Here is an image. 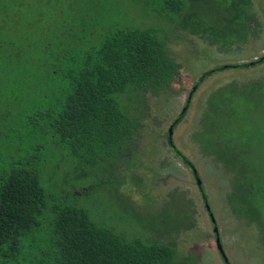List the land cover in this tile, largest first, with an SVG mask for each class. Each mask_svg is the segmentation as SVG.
Listing matches in <instances>:
<instances>
[{
	"label": "trees",
	"instance_id": "obj_1",
	"mask_svg": "<svg viewBox=\"0 0 264 264\" xmlns=\"http://www.w3.org/2000/svg\"><path fill=\"white\" fill-rule=\"evenodd\" d=\"M122 1L0 0V264H187L177 261V250L169 243L125 241L112 228L91 221L85 209L70 204L67 197L73 193H64L60 182L50 177L57 162L52 172L42 174L47 151L58 156L66 150L64 159L70 155L79 170L114 160L138 125L114 95L127 87L149 88L161 95L178 74L180 65L169 55L164 28L100 19L107 13L115 16ZM129 1L151 7L176 29L212 40L227 31L236 37L237 26H246L244 15L251 4ZM214 11L215 24L209 15ZM223 18L229 21L224 33L218 31ZM261 64L264 55L204 72L172 123L173 131L205 78L228 68ZM167 143L193 173L212 215L197 167L176 145L170 129ZM211 222L218 227L217 221ZM215 236L220 234L215 231ZM223 252L219 250L224 263L232 264Z\"/></svg>",
	"mask_w": 264,
	"mask_h": 264
},
{
	"label": "rangeland",
	"instance_id": "obj_2",
	"mask_svg": "<svg viewBox=\"0 0 264 264\" xmlns=\"http://www.w3.org/2000/svg\"><path fill=\"white\" fill-rule=\"evenodd\" d=\"M114 13L99 14L100 19L164 28L169 55L180 65L178 74L161 95L142 87L114 95L127 116L138 121L114 160L79 170L70 155L64 159L66 150L58 156L47 151L42 174L52 172L57 162L50 177L64 193H73L67 197L70 204L125 241L169 243L177 250V261L187 264H225L197 182L168 146L167 133L204 72L264 55V0H251L246 26L233 33L237 38L227 31L212 40L176 29L151 7L129 0ZM209 15L216 18L215 11ZM226 22H217L218 31L224 33ZM174 140L197 167L232 264H264V64L228 68L205 78Z\"/></svg>",
	"mask_w": 264,
	"mask_h": 264
},
{
	"label": "water",
	"instance_id": "obj_3",
	"mask_svg": "<svg viewBox=\"0 0 264 264\" xmlns=\"http://www.w3.org/2000/svg\"><path fill=\"white\" fill-rule=\"evenodd\" d=\"M170 132H171V133L174 132V131H173V128H170ZM199 182H201V181H199ZM215 231H218V229L216 228ZM217 242H218V248H219V250L223 252V246H222V244H221V239H220V237L217 238ZM223 253H224V252H223Z\"/></svg>",
	"mask_w": 264,
	"mask_h": 264
},
{
	"label": "flooded vegetation",
	"instance_id": "obj_4",
	"mask_svg": "<svg viewBox=\"0 0 264 264\" xmlns=\"http://www.w3.org/2000/svg\"><path fill=\"white\" fill-rule=\"evenodd\" d=\"M212 216H213V217H212ZM210 218H211V221H218V220L216 219V217L214 216L213 213H212V215L210 214ZM214 230H216V227H215Z\"/></svg>",
	"mask_w": 264,
	"mask_h": 264
}]
</instances>
